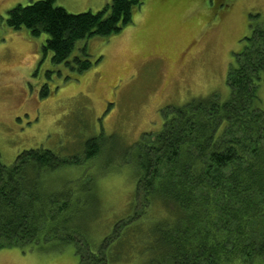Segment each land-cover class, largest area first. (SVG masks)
I'll use <instances>...</instances> for the list:
<instances>
[{
  "label": "trees",
  "instance_id": "16d2710c",
  "mask_svg": "<svg viewBox=\"0 0 264 264\" xmlns=\"http://www.w3.org/2000/svg\"><path fill=\"white\" fill-rule=\"evenodd\" d=\"M143 0H110L97 11L69 12L55 0L17 4L6 14L13 30L44 33V54L78 73L91 66L85 41L107 38L131 22ZM251 16V15H250ZM251 33L230 66V96L213 93L162 109L159 131L135 145L136 206L93 249L89 222L95 176L61 182L55 172L81 164L45 148L0 160V248L41 251L74 246L78 264L264 263V24ZM49 94L44 85L40 97ZM99 136L84 142L83 160L101 152ZM141 198V206L138 205ZM81 236L83 241H80Z\"/></svg>",
  "mask_w": 264,
  "mask_h": 264
},
{
  "label": "rangeland",
  "instance_id": "374dc122",
  "mask_svg": "<svg viewBox=\"0 0 264 264\" xmlns=\"http://www.w3.org/2000/svg\"><path fill=\"white\" fill-rule=\"evenodd\" d=\"M32 1L0 0V160L10 165L22 150L39 147L79 156L80 165L55 175L61 182L95 176L97 206L84 235L94 249L135 210V145L144 132L161 129L162 108L213 93L229 98L228 70L249 24H264V0H143L118 33L85 41L91 66L81 73L51 62L44 33L31 37L7 26V11ZM109 2L55 0L73 13ZM44 85L49 94L40 97ZM258 97L264 109V79ZM100 134L101 152L83 160L85 140ZM0 264H78V256L72 244L55 251L5 247Z\"/></svg>",
  "mask_w": 264,
  "mask_h": 264
}]
</instances>
